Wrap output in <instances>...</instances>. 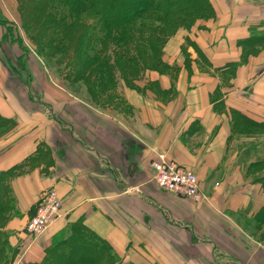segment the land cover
<instances>
[{
    "label": "crops",
    "instance_id": "crops-1",
    "mask_svg": "<svg viewBox=\"0 0 264 264\" xmlns=\"http://www.w3.org/2000/svg\"><path fill=\"white\" fill-rule=\"evenodd\" d=\"M208 2L212 14L179 27L165 68L124 85L117 107L0 39V173L17 169L0 214L12 264L73 238L104 242L115 264H264V0ZM160 152L196 173L200 198L157 186ZM49 188L59 214L31 234Z\"/></svg>",
    "mask_w": 264,
    "mask_h": 264
},
{
    "label": "trees",
    "instance_id": "trees-1",
    "mask_svg": "<svg viewBox=\"0 0 264 264\" xmlns=\"http://www.w3.org/2000/svg\"><path fill=\"white\" fill-rule=\"evenodd\" d=\"M18 4L24 23L34 30L32 38L46 47V58L62 63L65 81L86 86L99 104L114 101L118 74L127 86H134L144 73L140 74L142 67L165 68L162 59L158 67H147L156 40L164 37L165 43L179 27L192 25L182 23L206 11L212 14L208 0H18ZM170 21L177 26L169 27ZM16 172L14 168L0 173V179ZM10 200L8 185L0 181V214L7 211ZM2 234L0 264H10ZM110 258L104 242L76 240L68 248L50 250L42 262L29 264H99Z\"/></svg>",
    "mask_w": 264,
    "mask_h": 264
},
{
    "label": "rangeland",
    "instance_id": "rangeland-1",
    "mask_svg": "<svg viewBox=\"0 0 264 264\" xmlns=\"http://www.w3.org/2000/svg\"><path fill=\"white\" fill-rule=\"evenodd\" d=\"M209 11H206L203 15L200 16H196L194 18H191L189 21L182 23L181 25L185 24V25H189V24H194L197 20L202 19L205 17L210 16L209 15ZM155 24V23H154ZM178 22L175 21H170L168 23L169 27H173L175 28L177 26ZM157 25V24H155ZM157 27H160V25H158ZM34 30L32 28H29L23 20V13L21 11V9L19 8V4H18V0H0V39L2 41H11V42H16L19 45L22 46V49L24 50V52H34L37 53L39 55L42 56V59L44 60V63L47 67V69L54 75L57 77V79L61 80L62 82H65V79L63 78V75H61V68L63 66L62 63L60 62H56L55 59H47L46 58V47L41 46L40 44H38L33 38ZM157 45H155L156 47L154 48V50L152 52H148L150 53V57H152L151 62L149 63L150 65H147V67H158V62H160V60L163 57V46H164V37L160 38L159 41L156 40ZM146 66L141 68V73L145 72ZM119 76V74H118ZM115 78V82H117L114 86H116V92L117 94H115V98L114 101L111 102L114 104V107H117V103L121 101V88L126 85L127 83L124 82V80L122 78L119 77ZM138 76H135V78ZM136 81V80H135ZM132 84L134 83V80L132 79L130 81ZM114 86L112 87V89L114 88ZM109 102H102L100 103L101 105L107 106ZM111 106V105H108ZM113 107V106H111ZM262 167H259L257 172L258 175L260 176L261 169ZM257 176V175H255ZM261 178V177H260ZM1 182H3V180L0 179ZM2 217L0 215V225L2 223ZM2 227V225H1ZM0 227V231L1 233H3L2 235H5L4 232L2 231V228ZM84 237V235H83ZM91 236H87V238H89ZM94 239V238H93ZM97 242H100L99 240L94 239ZM76 241V238L71 239V240H67L65 243L64 242H60L58 243V245L55 248H52L51 251H54L57 249H63V248H68L73 242ZM7 247L5 250V254L7 255L6 260H10V264H12L16 252L17 250L15 248H10L8 246V244L6 243ZM14 252V255L12 256V253ZM2 256V255H1ZM12 257V259H11ZM116 259L110 258L108 260H103L102 262H100L99 264H115Z\"/></svg>",
    "mask_w": 264,
    "mask_h": 264
},
{
    "label": "built area",
    "instance_id": "built-area-1",
    "mask_svg": "<svg viewBox=\"0 0 264 264\" xmlns=\"http://www.w3.org/2000/svg\"><path fill=\"white\" fill-rule=\"evenodd\" d=\"M150 165L153 180L161 189L196 199L202 196L196 173L169 159L165 152H160ZM60 205L55 189L49 188L43 192L27 222L26 231L34 235L43 232L58 216Z\"/></svg>",
    "mask_w": 264,
    "mask_h": 264
}]
</instances>
